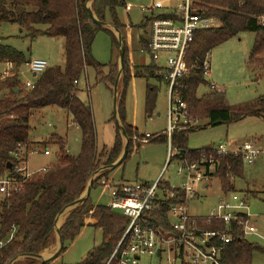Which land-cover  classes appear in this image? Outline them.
Instances as JSON below:
<instances>
[{
  "label": "trees",
  "instance_id": "trees-1",
  "mask_svg": "<svg viewBox=\"0 0 264 264\" xmlns=\"http://www.w3.org/2000/svg\"><path fill=\"white\" fill-rule=\"evenodd\" d=\"M199 1L204 16L213 19L216 24L197 30L186 51L188 74L179 78L175 86L178 98L185 105L186 118L195 122L206 120L208 126L236 123L246 117H258L264 121V95L234 106L225 105L223 92L209 90L200 98L196 95L198 87L206 85L203 64L209 53L243 33L254 35L248 64L256 72L255 79L264 80V0ZM88 8L98 22L108 24L119 32L124 27L117 16L118 10L125 8L123 0H0V26L16 25L31 39L46 36L64 40L62 69L48 67L32 80L30 88L24 87L22 77L13 76L0 81V173L6 171L10 162L13 163L11 153L17 151L18 145H34L29 137V121L42 109L55 107L65 111L80 133L79 153L76 156L68 152L64 137L51 136L57 147L56 162L48 166L46 172L29 178L18 193L0 204V240H7L12 234V238L0 248V264H9L17 257L28 259L19 264H47L27 256L39 255L51 245L55 233L54 221L58 214L81 198L95 172L103 167L109 168L116 162L123 149L121 130L128 139L124 161L129 153L139 148L141 137L125 121V94L129 80L142 77L163 81L162 70L151 61L142 67L134 66L130 71L124 46L123 69L119 80L121 86L117 90L116 116H113L116 124L114 142L109 149L103 148L98 153L92 113L75 95L76 85L87 67L94 69L98 82L110 86L114 85L119 70L117 64H108L107 73L103 74L101 70L105 65L93 59L91 47L96 32L108 30L92 23ZM145 27L146 22H141L137 28L143 30ZM139 41L142 50L146 51V41L141 37ZM1 42L2 38L0 65L10 63L16 70L20 69L28 59L21 51ZM207 86L209 88V84ZM155 90L147 85L146 115H150L154 109ZM188 133L190 130L185 128L179 132L173 130L170 145L177 152L173 159L193 163L199 162L201 158L212 157L215 161L214 179L219 181L224 196L232 194L234 179L243 176L241 156H218L212 149L188 151ZM164 137L158 135L149 143L167 142ZM111 171L107 169L106 172H100L92 182L91 190L105 186ZM109 185L118 189L122 186ZM157 187L161 210L150 213L146 218L149 223H156L164 231H169L170 220L166 217V211L170 204L184 202L183 193L171 189L169 183L161 179ZM172 193H176V198L166 200V196ZM86 219L92 222L86 223ZM246 220L244 214L238 215V221ZM128 223V219L107 205L93 204L88 195L68 214L59 228L63 242L61 253L66 250L65 244L75 240L81 229L91 226L101 232V244L79 264H105ZM196 224L202 231H218L231 237L220 254L221 264H253L255 254H264V247L249 242L236 222L226 225L199 217ZM157 258L158 264H163L161 256ZM12 264L18 262L13 261Z\"/></svg>",
  "mask_w": 264,
  "mask_h": 264
},
{
  "label": "rangeland",
  "instance_id": "rangeland-1",
  "mask_svg": "<svg viewBox=\"0 0 264 264\" xmlns=\"http://www.w3.org/2000/svg\"><path fill=\"white\" fill-rule=\"evenodd\" d=\"M123 1L126 6L130 7V11L120 8L117 12L118 20L124 26L119 34L122 41L124 40L126 60L130 71H132L134 66L148 65L149 58L139 52L140 42L139 39L137 40L136 32L133 29L126 32L125 25L137 26L147 14L144 13L143 15L139 8L149 7L152 0ZM155 1H161L164 6H167L165 5L166 0ZM107 29V32H96L91 47L93 59L97 63L105 65L101 70L103 74L107 73L108 64L118 63L120 54L117 44L118 36L114 35L112 28L107 27ZM139 33L142 34L141 30ZM0 38H2L1 44L21 51L28 60H43L48 67L56 66L61 69L64 67V40L61 37L38 36L31 39L26 37V33L20 31L16 25L3 24L0 26ZM253 39L252 33L239 34L215 47L209 53L207 60L209 75L205 78L206 85H201L197 89L196 95L199 98L208 93L207 84L209 82L214 83L222 90L224 103L227 106L250 102L264 95V80H256V72H253L252 67L248 64ZM160 65L164 67V62L161 61ZM119 66L117 64V70H119ZM2 69L4 66L0 65V72ZM159 75L156 74V76ZM25 80H34V77L27 74L22 78V81ZM147 85L156 89L155 106L150 115H146L145 112ZM120 86L119 81V90ZM76 89L75 95L90 108L92 113L96 151L99 153L103 148L109 149L113 145L116 129L113 119V86L98 82L94 69L87 67L78 79ZM168 105L167 88L161 81L142 77H132L129 80L125 94V121L136 129L138 136L142 139L139 138V148L129 153L126 160L110 172L106 184L116 186L139 182L152 183L161 178L162 181L168 182L171 186H180L183 179L178 175L179 165L173 158L169 160L167 142L149 143L158 135L164 136L163 133L167 130L169 121ZM207 124L206 120L195 122L187 118L185 121L180 119L176 123L172 121V126L177 132L183 128L190 130L187 137L188 151L214 149L219 145H222L227 151H235L247 143L252 144L260 151H264V121L261 118L246 117L236 123L217 126H208ZM29 126V137L30 141L34 142L33 146L48 149L50 152L48 156H44L42 150H39L37 154L30 155L28 158L30 171L51 166L56 162L57 147L51 140L53 135L66 139L67 150L72 156L79 153L80 133L65 111L55 107L44 108L30 119ZM145 135L152 138L146 140ZM120 138L124 146L125 139L122 135ZM101 170L106 172L107 169L101 168ZM102 183L104 185V181ZM233 186L234 192L232 194L237 195L238 199L245 203L242 212L248 215L249 225H253L258 235L264 236V155H260L251 165L244 164L243 176L242 178H235ZM200 188L201 185L199 188L196 187L197 195L189 202L188 215L190 217L208 216L220 198H227L232 195H223L217 179H211L206 189ZM103 189V187L94 188L90 191L89 199L93 204L107 205L110 198L108 191ZM68 214L67 212L60 217L58 225L62 226ZM87 221L89 219H86ZM91 222L92 220L89 223ZM258 235H247L246 239L264 247V241ZM100 244L101 232L99 229L91 226L84 227L75 240L65 244L66 250L47 264H79ZM57 248V236L54 233L52 249L42 252V255L46 257ZM26 260L28 259L20 257L15 261L19 264L26 262ZM139 264H158V258L157 256L143 257ZM253 264H264V254H255Z\"/></svg>",
  "mask_w": 264,
  "mask_h": 264
},
{
  "label": "built area",
  "instance_id": "built-area-1",
  "mask_svg": "<svg viewBox=\"0 0 264 264\" xmlns=\"http://www.w3.org/2000/svg\"><path fill=\"white\" fill-rule=\"evenodd\" d=\"M126 6V5H125ZM125 9L130 11V7ZM141 13H147L149 22V37L146 43V53L150 61L162 70L164 85L169 97L168 127L163 133L167 141L169 160L177 153L170 145V138L175 129L172 126L180 119L186 120V108L175 92L177 80L188 74L185 62L186 51L193 41L194 33L203 28H209L216 24L213 19L204 16V10L199 0H176L172 4L164 6L160 1H154L149 7H140ZM208 57L203 64V76L209 75ZM164 62V67L160 62ZM4 69L0 72V81L9 77H24L29 74L36 77L48 68L43 60H28L20 69H15L13 64H1ZM161 74V73H160ZM76 83V82H75ZM32 80L23 81L25 88L32 87ZM210 91L221 93V89L209 84ZM144 138L151 139L149 135ZM42 150L44 156L50 154L48 149H40L33 145H18L17 151L11 153L13 163L3 173H0V204L18 193L24 183L34 175L47 171L42 167L30 171L28 158L30 155ZM218 156L231 154L240 155L243 164L251 165L264 151L256 149L252 144H244L235 151H227L222 145L212 149ZM168 159V158H167ZM175 160V159H174ZM179 165L178 175L183 179L179 187L171 186L183 193L184 202L172 203L166 211V217L170 220L169 231H164L156 223H149V214L161 210V200L157 181L135 184H124L119 189L111 188L109 184L104 189H112L107 207L120 213L129 223L121 240L113 250L105 264H139L143 257L161 256L163 264H221L220 254L223 246L231 241L229 235L218 231H202L196 224L199 217L188 215V205L196 195V187L206 189L215 173L214 159L212 157L201 158L199 162L187 163L186 160H175ZM176 198V193L166 196V200ZM181 200V199H179ZM245 203L239 200L237 195L222 197L217 205L211 209L208 216H202L209 221H219L226 225L236 222L244 236L258 235L253 225H249V217L243 213ZM244 214L247 220L238 221V215ZM264 241V236L258 235ZM7 240H0L2 248Z\"/></svg>",
  "mask_w": 264,
  "mask_h": 264
},
{
  "label": "water",
  "instance_id": "water-1",
  "mask_svg": "<svg viewBox=\"0 0 264 264\" xmlns=\"http://www.w3.org/2000/svg\"><path fill=\"white\" fill-rule=\"evenodd\" d=\"M88 16H89L90 20L92 21V23L95 24L96 26L112 28L108 24H103V23L98 22L95 19L94 15L92 14L90 8H88ZM112 29L117 34H119V31L118 30H116L114 28H112ZM119 50H120V54H119V65H120L119 67L120 68H119L117 77L115 79L114 85H113V94H114V96H113V110H114V116H116V104H117L118 83H119V80H120V77H121V74H122V69H123L124 44H123V41H122L121 38L119 40ZM121 135L125 139V144L123 146L122 153H121L120 157L109 168L103 167V169L114 170L115 168L119 167L123 163V161H124V159L126 157V153H127V142H128V139H127L125 133L122 130H121ZM7 167L9 168L10 167V164H8ZM93 181H94V179H93V176H92V178L89 180V183H88V185L86 187V190H85L84 195L81 196V198L79 200H77V201H75V202L67 205L65 208H63V210L56 217V219L54 221V227H55L54 230H55V233H56V236H57V245H58V248L53 253V255L50 256L49 258H46V259L42 258L41 254H39V255H28L27 257L34 258V259L40 261V263H49L52 260H54L55 258H57V256H59V254L61 253V250L63 248V242H62V239L60 238V235H59V228L56 227L57 226V223H58L59 216L62 215L67 209L72 208V207H75L79 203H81V202H83L85 200V198L90 194L91 184H92ZM18 258H20V257L15 258L13 261L17 260ZM12 262H10L9 264H11Z\"/></svg>",
  "mask_w": 264,
  "mask_h": 264
},
{
  "label": "crops",
  "instance_id": "crops-1",
  "mask_svg": "<svg viewBox=\"0 0 264 264\" xmlns=\"http://www.w3.org/2000/svg\"><path fill=\"white\" fill-rule=\"evenodd\" d=\"M155 0H152V3L154 2ZM176 0H166V2H165V5H169V4H172L173 2H175ZM161 2V1H160ZM164 4V3H163ZM143 14V13H142ZM144 15V14H143ZM141 22H146V27H145V29H143V30H141V33L142 34H140L139 32H140V30L137 28L138 26H139V24L141 23ZM137 26H135V27H132L131 25H125V28H126V32H129V30L130 29H133L135 32H136V34H137V40L141 37V38H143L145 41H146V43H147V41H148V37H149V22H148V20H147V18H146V16H144L143 17V19H142V21H141ZM105 28H107V27H105ZM108 30V29H107ZM113 32L115 33L114 35H117L118 36V40H120V38H121V35L120 34H117L114 30H113ZM122 39V38H121ZM124 41V40H123ZM140 42V41H139ZM118 43H119V41H118ZM139 52L141 53V54H144V55H146V56H148L147 55V53H146V51L145 50H142V47H141V44H140V48H139ZM148 58H149V56H148ZM149 62H150V59H149ZM118 65H119V59H118V63H117ZM130 64V63H129ZM131 65V64H130ZM162 83L164 84V81H162ZM209 84H212V85H214V86H216L214 83H210L209 82ZM217 87V86H216ZM217 88H219V87H217ZM220 89V88H219ZM134 128V127H133ZM77 129V128H76ZM100 172H102V170L100 169L98 172H95L92 176H93V179H95L98 175H99V173ZM95 176V177H94ZM92 178V177H91ZM141 183H143V182H141ZM153 183V182H152ZM146 184H151V183H146ZM103 190H105V191H108V196H109V198H110V195H111V188L110 189H103ZM96 205V204H95ZM76 207V206H75ZM75 207H72V208H69V209H67L62 215H60L59 216V219H60V217H62L64 214H66L67 212L68 213H70ZM59 219H58V221H59ZM90 222V220L89 221H87L86 223H89ZM59 223V222H58ZM58 223H57V228H60V226L58 225ZM52 249V243H51V245L47 248V249H45L44 251H48L49 249ZM43 251V252H44ZM56 250H53L48 256H43L42 255V253H41V256H42V258H44V259H46V258H49L50 256H52L53 255V253L55 252Z\"/></svg>",
  "mask_w": 264,
  "mask_h": 264
}]
</instances>
